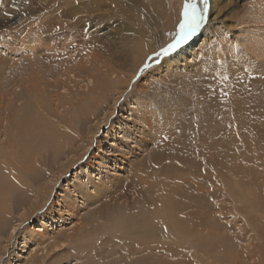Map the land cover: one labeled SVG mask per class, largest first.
I'll return each instance as SVG.
<instances>
[{"label":"bare ground","instance_id":"6f19581e","mask_svg":"<svg viewBox=\"0 0 264 264\" xmlns=\"http://www.w3.org/2000/svg\"><path fill=\"white\" fill-rule=\"evenodd\" d=\"M135 1L77 23L41 17L1 47L11 57L0 56V264H205L217 237L225 264H264L263 219L220 199L218 175L222 148L264 149V0H210L179 55L134 81L185 3ZM139 1L153 21L133 14ZM229 6L239 28L226 24ZM120 214L142 218L139 238L125 233L134 220L110 222ZM67 217L72 227L49 231ZM107 222L85 255L71 249L78 231Z\"/></svg>","mask_w":264,"mask_h":264},{"label":"rangeland","instance_id":"374dc122","mask_svg":"<svg viewBox=\"0 0 264 264\" xmlns=\"http://www.w3.org/2000/svg\"><path fill=\"white\" fill-rule=\"evenodd\" d=\"M102 1L100 3H97V4L101 5L103 8L105 5H108L109 11H112V12H114L116 9H118V10L124 9V7H125V9H128V8H130L131 3L136 2L135 0H115V1L114 0H102ZM139 2H140V6L142 7V12H136L133 14L135 16H139V17L144 18V19L147 18V19H150L153 21V19H152L153 15H152L151 11L149 10L150 8H148L147 6H144V3L142 1H139ZM102 3L104 5H102ZM113 3H115V4H113ZM93 4H95V6ZM111 4H112V6H111ZM98 5H96V3H93V0H0V24H1L0 30L5 29L7 31V33L4 36L0 37V56L5 55L7 57H11V54H8V52L4 51V49H2L1 47L3 46V44L8 45V43H10L13 40L14 35L15 36L18 35V37H19L20 36L19 34H21V35L24 34L22 32H24L25 28L27 27V24L32 22L33 20L35 22V21H39L37 19H40L41 17L51 16V17H58L59 20H62L65 23H77L79 21L89 19L93 15V11L96 9L94 7H96ZM232 12H234V10L231 8V6H229L228 13L225 12V14L227 15L226 16V20H227L226 24L232 25V26L235 24L238 25V23L241 20V16H240V18L237 17L235 20L234 18L236 17L235 16L236 12H234V13H232ZM89 13H91V14H89ZM35 16H36V19H35ZM118 17L119 16L117 14L110 15V18L113 19L112 20L113 22L108 23V26L115 25V23L118 25V23H117ZM233 21H235V22L233 23ZM240 26L241 25H238L237 27L239 28ZM237 27H235V29ZM174 31H175V27L170 29V30H166L165 36H164L165 37V43L170 41L171 37L169 36V33L174 32ZM238 31L239 30L234 31V34H237ZM232 33L233 32H231L230 34H232ZM237 35L241 37V35H239V34H237ZM12 43H15L14 40L10 44H12ZM8 50H10V49H8ZM7 57H5V58L7 59ZM100 132H102V129ZM263 150L264 149L260 148V147L259 148L258 147L250 148V147H240V146H237V148L236 147H230L229 149L228 148H224V149L222 148V154H223L222 156H224L225 160L222 159V157H221V160L223 162L222 161H220V162L223 163L224 166L220 163L222 166L219 164L220 166H219V170H218L219 171L218 175L220 177L219 183L221 184V185L219 184V188H220V190L222 189L221 190L222 192L224 191V194L223 195L221 194L222 196H220V199H230L232 204H233L232 205L233 208H236V209L241 206L240 204L242 203V200H245L247 205H249V203H250V205L247 206L246 211H248V208H250L249 209V210H251L250 216H253L256 213V215H259V217H261L263 219L262 223H264V201L262 204L261 203L257 204L258 203L257 198H255L251 195V191L252 190H253V192L255 191V189L253 188V186H254L253 184H255V186H260V184H262L260 181L263 180V177H264V162H263V164L261 163L264 160V151ZM85 155H86V153H85ZM237 159H238V161H237ZM225 161H226V163H225ZM258 162H260V163H258ZM235 163H237V164L235 165ZM252 163L256 164V165H252ZM169 164H171V162H169ZM171 165H173V163ZM233 165H235V166H233ZM258 165L260 167H258ZM245 167H247L246 173L244 171L246 169ZM232 168H233V171H235V174L237 173L238 175L237 174L235 175L234 172L230 171V170H232ZM240 168H241V170H239ZM248 168L250 169V171H248ZM226 169H230L229 170L230 172L228 170L226 171ZM175 171H176V169L173 170L172 168H169L167 173L171 174V175H176V174L178 175L179 173H176ZM177 171H179V170H177ZM222 171H224V172H222ZM238 171L239 172L241 171L242 173L241 172L240 173L243 176V178H245V179L248 178L246 181H249V182H246L245 179H243V178L240 181L239 177L241 175H239ZM253 171H255L254 174H252ZM155 172L153 171V173H154L153 175H155V174L157 175V171H155ZM247 172H250V173H247ZM180 174L181 175H187L185 173H180ZM243 174L246 177H244ZM222 175H223V177H222ZM225 175H227V176H225ZM255 175H257V177ZM232 176H234V177H232ZM227 177H228V179H227ZM229 178L231 181L229 180ZM237 178H238V180H237ZM161 179H162V177H161ZM221 179L224 182H222ZM225 179L227 180V183H226ZM253 179H255V180H253ZM228 181H230V185H229ZM236 181H238V182H236ZM257 181H259V182H257ZM240 182L243 183V185H241ZM256 183H258V184H256ZM239 185H240V187H239ZM226 186H227V188H226ZM262 187H264V186H260L259 188H262ZM231 188H233V190H231ZM251 200H253V201H251ZM237 205H238V207H237ZM79 206H81V203H79ZM81 208L83 209L84 206ZM116 217H118V218L117 219L114 218V220H112L110 222H112L115 226L117 225V227L119 226L118 228H120L121 226L123 227L124 226L123 223L131 224L133 220L135 222L133 221V225L131 224V226L134 228H135V226L138 225V222H139V224L142 222L140 220V218H141L140 216L137 218L131 217L132 220H130L131 218H128V220H130V221H127V219H124V218H126L125 216H123L124 220L122 221V215L121 214H120V217H119V215H116ZM67 218L68 219L64 220V223L61 227L59 226V223H55V222H53V224L51 226L50 225L51 223L49 221V225H50V226H48L49 231H51V232L57 231L58 229H66L67 230L70 227H72L71 225L74 224L75 220L73 219V221H72L73 224L72 223L70 224L71 219L69 217H67ZM135 219H139L141 222L139 220H137L138 222H136ZM119 220H121L120 223H119ZM125 221H127V222H125ZM143 221H144V219H143ZM112 223L109 224V222H107L106 224L105 223L100 224L101 226L96 224L94 227L92 226V229H90V231L83 233V234H81L82 231H78L79 235L75 236L72 239V241H70V243H71L70 245L74 249L71 247L70 248L72 250H74L75 252L80 251V253H81L80 255H85L86 248L87 247L91 248L97 241H99L101 238H104L106 235L105 233L110 229L111 225H113ZM134 223L135 224L137 223V224L134 225ZM166 223H167L166 225L169 229V232H168L166 239L167 240H173L174 239L173 237H177V234L174 230H172L173 227L170 226L171 225L170 221H168ZM34 225H39V224L35 223ZM131 226L128 224L124 226V229L126 227L129 230V232H128V230L126 229V232H125L126 236L129 235L128 237H131V238H128L129 240H131L133 237L139 238L135 234L136 228L134 229V233L131 231V230H133L132 228L129 229V227H131ZM55 227L58 229H56ZM117 227H116V229L118 230ZM121 230H123V228ZM219 238L220 237H217V238H214L215 240H212L213 241L212 243L214 244L215 247L213 246V248H211V249H214L215 251L213 252L214 254L212 253L213 255H211V257H207V258L203 259V262L205 264H217V263L223 264L225 262L222 250L215 245V242L216 241L218 242ZM121 240H124V239H121ZM140 240H143V238H141ZM206 242L207 241L204 242L203 246L206 244ZM241 244L243 246H245L244 243H241ZM187 246H189V245H187ZM30 249H31V246H28V250H30ZM81 251H83V252H81ZM18 252H20V251H18ZM61 253L62 252L60 251V254ZM23 255L25 256L26 254H23ZM216 255L217 256L219 255V256L215 259ZM222 256H223V258H222ZM71 264H73V262H71ZM226 264H228V263H226Z\"/></svg>","mask_w":264,"mask_h":264},{"label":"snow or ice","instance_id":"6c2138e0","mask_svg":"<svg viewBox=\"0 0 264 264\" xmlns=\"http://www.w3.org/2000/svg\"><path fill=\"white\" fill-rule=\"evenodd\" d=\"M209 8L210 0H185L181 18L175 25V31L169 33L170 41L158 46L156 50L146 56L135 71L133 80L146 78L145 74H149L155 66L175 59L183 47L189 44L205 25L209 18Z\"/></svg>","mask_w":264,"mask_h":264}]
</instances>
